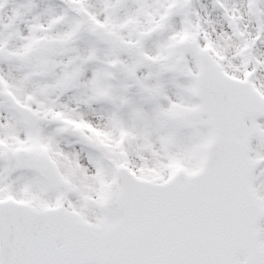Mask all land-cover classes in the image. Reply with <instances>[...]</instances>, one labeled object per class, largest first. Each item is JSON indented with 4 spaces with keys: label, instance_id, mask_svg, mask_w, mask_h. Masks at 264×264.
<instances>
[{
    "label": "snow or ice",
    "instance_id": "6c2138e0",
    "mask_svg": "<svg viewBox=\"0 0 264 264\" xmlns=\"http://www.w3.org/2000/svg\"><path fill=\"white\" fill-rule=\"evenodd\" d=\"M0 264H264V0H0Z\"/></svg>",
    "mask_w": 264,
    "mask_h": 264
}]
</instances>
